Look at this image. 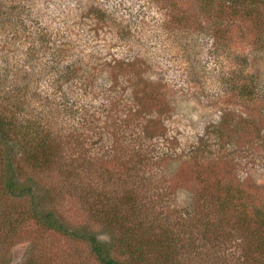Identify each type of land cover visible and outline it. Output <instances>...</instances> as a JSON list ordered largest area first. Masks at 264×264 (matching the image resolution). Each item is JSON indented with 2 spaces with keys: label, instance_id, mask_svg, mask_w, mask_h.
<instances>
[{
  "label": "rangeland",
  "instance_id": "374dc122",
  "mask_svg": "<svg viewBox=\"0 0 264 264\" xmlns=\"http://www.w3.org/2000/svg\"><path fill=\"white\" fill-rule=\"evenodd\" d=\"M11 1L0 0V114L16 111L13 90L21 87L28 97L22 106L49 124L51 139L11 160L0 141V264H102L91 235L109 259L128 264H264L257 248L264 227L253 217L264 212V93L253 102L221 92L233 85V67L246 71L238 80L249 90L264 87V3L18 0L20 10H11ZM67 7L107 14L99 31L95 13L85 18L89 39L73 64L81 57L105 69L120 64L136 82L142 73L163 84L155 93L162 135L146 117L111 102L100 68L80 84L69 77L70 65L58 72L42 56L25 54V40L15 37L24 34L23 11L44 25H53L57 11L70 26ZM121 27L132 32L123 37ZM98 99L88 125L68 119ZM21 116L11 115L12 123ZM201 136L202 157H195L190 145ZM10 163L29 193L7 189ZM230 197L236 205L226 209ZM49 214L54 227L36 217Z\"/></svg>",
  "mask_w": 264,
  "mask_h": 264
},
{
  "label": "trees",
  "instance_id": "16d2710c",
  "mask_svg": "<svg viewBox=\"0 0 264 264\" xmlns=\"http://www.w3.org/2000/svg\"><path fill=\"white\" fill-rule=\"evenodd\" d=\"M15 1V2H14ZM11 1L10 7L11 10H20L21 3L18 0ZM232 2V0H229ZM258 2H263L264 0H256ZM7 4H5L6 6ZM10 12V9L7 8ZM64 9V8H63ZM92 11L82 13L80 10L78 11L75 8L67 7V9L62 10L65 11V15L67 13H71L69 15L68 20L71 19V25L67 26L64 23L62 16L59 14V12L56 11L55 17H53L52 21L53 25L46 24L42 21H40L39 18H35V14L33 11L27 12L26 10L23 11V31L24 34H21L19 36H15L17 39H19L24 46V42L22 40H25L26 44V55H30L32 57L35 56H42L47 62L51 65H56L58 68V72L61 71L60 68L65 64V66H71L73 70L70 72L69 77H73L77 82H80V84H85V82L93 77V73L100 68L102 72L105 73L106 76H108L109 81L111 82L110 87V98L111 102H117L120 105H123L124 108L130 109V113L132 117H136V119L141 120L143 118H147L151 125L155 124V129L162 132L160 135L163 134L165 131L163 128H166L164 124L163 118H161L162 110L158 109L155 105V99L157 98L155 96V93L158 94L157 88L161 85H163L161 82H152L150 80H145L143 78V74L139 73L140 78L142 81L136 82L137 79H134L132 77V74L127 73L126 71L128 68H122L119 67L120 64L115 65H107L108 69L103 68L102 66H99L98 64L94 65L92 61H85L81 57L80 61L77 64H73L76 61H74L73 57L77 53H80L84 51V48L88 42L89 36L86 37L87 33L85 30V18L92 19L94 16V13L96 14L97 18V25L94 28L95 31L100 30L99 22H103V26H106V20H107V14L104 13L101 9L97 8H91ZM97 10V11H96ZM61 11V10H59ZM26 17V18H25ZM122 25V23H120ZM50 29V30H49ZM120 32L123 35V37L128 36L129 33L132 32V30L121 27ZM17 34V33H16ZM15 34V35H16ZM22 53V52H21ZM19 58V55H18ZM153 59V57H150ZM107 60L106 58H104ZM94 60V59H92ZM94 61H102L100 57H98ZM148 64L152 65L150 59ZM133 65V64H132ZM237 68H234L231 70L233 73L232 75H229V81L233 84L231 88L222 90V94L225 97H232L236 98L237 96L241 95L242 97L245 96V94L248 95L247 99L252 100L253 102H256L259 98V93H264V87L256 91L253 89V91L249 88V84L244 82L243 80L241 83L238 80L240 77H246L248 74L245 70H242V68L239 70H235ZM83 70L84 73L78 74V71ZM74 75V76H72ZM18 77V75H17ZM165 84V83H164ZM166 85H168V82H166ZM17 88V87H16ZM21 88V87H20ZM16 89L13 90L19 94L16 97L14 108L16 111H14L12 114H6L1 113L0 114V141L1 143L5 144L8 147L7 156L8 159L11 160L12 157L16 158L19 155V152L22 151L24 154H28L33 150L34 147H32L36 141L38 143H44V141H48L51 138L49 137L50 130L48 129L49 124L43 123L40 121V118L34 111H28L22 106V103L24 101L28 100L27 94L22 93V89ZM172 87H169L168 90L170 91ZM259 92V93H258ZM220 94V93H219ZM26 97V98H25ZM22 98L25 99L22 101ZM82 98V97H80ZM79 98V99H80ZM83 99H81L82 101ZM107 100L109 102V99L107 97ZM79 103V102H78ZM101 106V101L99 99L97 100V103L88 105L85 104L83 106H78V113H74L71 111L70 115L68 116V119L73 121H77L82 126H86L87 124V117L90 114V119L94 118L95 116H98L99 112L98 109ZM14 108L9 111L12 112ZM65 111V110H64ZM156 115L153 114V112H157ZM49 111L43 110L40 114L44 115ZM66 112V111H65ZM22 113V116L18 118L17 126L12 123L11 115H16ZM162 114V115H161ZM7 117V119H6ZM158 118L160 119L159 122H157ZM99 118H96L95 120H98ZM155 121V122H153ZM145 131V130H144ZM150 131V130H148ZM150 136V135H149ZM199 136V135H198ZM16 138H22L24 140V143L17 142ZM157 138L155 137V140ZM202 136L201 140L200 137L197 138L192 144L190 145L194 151L195 157H202L201 150H202ZM15 144H12V142ZM159 143L162 145L165 143L163 140H159ZM29 146V150H27L26 147ZM28 151V152H27ZM11 170L8 172V176L6 179L7 189L11 191L12 193L16 194L17 196H22L26 193H29L30 186L29 184H21L20 185V179L12 174V163L9 164V167ZM7 168V169H8ZM31 193V192H30ZM234 199L233 197H230L227 199V205L222 203V206L226 209H232L233 206L235 207L236 204H234L230 199ZM38 213V212H36ZM256 214V215H255ZM253 214V217L255 219V222L257 225L264 227V212L259 215L258 212ZM243 219L246 221V215L243 214ZM38 222L44 226L47 227H54L55 226V220L52 218V216L49 215H37ZM91 241H95L94 243V252L97 253V256L102 264H128L124 263L122 261H116L112 258L109 259L104 253L108 254L107 249L104 248L101 244L96 242V238L91 235ZM257 248L259 251L264 252V241H260V243L257 244Z\"/></svg>",
  "mask_w": 264,
  "mask_h": 264
}]
</instances>
